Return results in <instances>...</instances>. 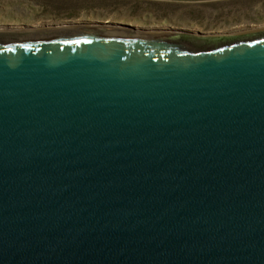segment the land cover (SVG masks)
Returning <instances> with one entry per match:
<instances>
[{
    "label": "water",
    "instance_id": "95a60500",
    "mask_svg": "<svg viewBox=\"0 0 264 264\" xmlns=\"http://www.w3.org/2000/svg\"><path fill=\"white\" fill-rule=\"evenodd\" d=\"M34 27H0V264H264V36Z\"/></svg>",
    "mask_w": 264,
    "mask_h": 264
},
{
    "label": "rangeland",
    "instance_id": "374dc122",
    "mask_svg": "<svg viewBox=\"0 0 264 264\" xmlns=\"http://www.w3.org/2000/svg\"><path fill=\"white\" fill-rule=\"evenodd\" d=\"M70 21L101 28L130 25L220 32L227 35L214 43L234 42L264 36V0H0V27L22 30L25 25L42 28ZM183 44L199 49L205 42Z\"/></svg>",
    "mask_w": 264,
    "mask_h": 264
},
{
    "label": "bare ground",
    "instance_id": "6f19581e",
    "mask_svg": "<svg viewBox=\"0 0 264 264\" xmlns=\"http://www.w3.org/2000/svg\"><path fill=\"white\" fill-rule=\"evenodd\" d=\"M41 30H42L41 28L34 27V29H31V31H29V34L37 35L40 33L39 31H41Z\"/></svg>",
    "mask_w": 264,
    "mask_h": 264
}]
</instances>
